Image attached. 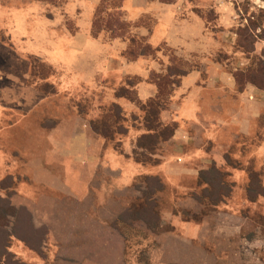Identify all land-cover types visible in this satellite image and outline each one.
Masks as SVG:
<instances>
[{
    "label": "rangeland",
    "instance_id": "rangeland-1",
    "mask_svg": "<svg viewBox=\"0 0 264 264\" xmlns=\"http://www.w3.org/2000/svg\"><path fill=\"white\" fill-rule=\"evenodd\" d=\"M130 2L136 9L130 5L128 11H120L116 7L118 0H101L97 5L91 33H98L102 45L100 43L97 50L104 51L94 62L89 56L76 57L73 49L68 50V45L71 47L68 39L71 40L69 37L77 27L66 10V2L48 0L46 4L50 9L46 8L45 14L52 18L51 10L56 8L59 15L56 21L52 19V24L44 27L38 21L40 6L32 0L26 2L27 15L0 0L1 186L11 185V176L23 178L26 158L46 148L44 136L54 122L75 115L80 116L86 127L92 124L100 127L102 122H107L110 136L105 138L106 146L121 150L123 138L148 131L146 102L152 99L156 103L157 118L152 121V115L149 123L154 125L153 129L162 130L165 139L178 125L185 128L191 123L186 130L199 141L203 151L214 149L216 142L227 146L225 152L220 150L223 146L218 149L220 152L214 160L206 155L204 159L193 161L196 168L207 171L206 181L200 182L198 177V184L183 188L160 177L161 187L150 195L144 177L139 176L132 186L123 190L128 197V207L118 223L126 236L125 264H186L181 253L177 252L175 257L174 251L169 250L168 235L162 237L166 233H181L172 221L162 218L165 213L194 224L205 222L203 247L212 254L208 258L199 256L194 264H264V107L250 120L246 128L248 134L242 136L235 126L228 129L225 126L224 130L210 128L214 139L209 140L201 130L208 129L211 124L207 120H215L216 112L196 105L195 112L198 115L200 111L201 122L198 117V122L192 123L184 100L175 92L178 86L171 85L173 78L167 71L173 67L170 66L172 59L178 60L184 69L201 68L204 74L199 85L204 88L208 79L206 70L233 78L236 89L226 87L224 91L209 89V92L225 97L221 119L242 121L244 111L236 102L239 91L251 86L260 94L258 85L264 84V76H260L264 75V71H260V66L264 68V0H172L168 5L154 0V11L140 10L144 9L145 0ZM99 9L102 11L98 12ZM139 12L142 13L138 15ZM107 13L113 17L120 13L129 33L141 40L140 47H132L139 53L143 51L141 64L132 66L124 60L122 49L129 44L126 36L121 39L100 26L105 23ZM98 27L102 28L97 30ZM140 27L152 32L144 37ZM121 55L123 59L119 58ZM129 68L145 72L144 78L154 83L157 90L153 97L144 99L146 101L133 102L123 96L128 107L125 106L126 111L122 109L123 119L115 121L112 104L120 100L116 97L119 88L135 91L137 80H141L136 75L124 74ZM148 70L151 71L147 76ZM251 75L258 83L248 81ZM119 125L126 129L121 130ZM190 127L198 128L197 132H191ZM231 131L237 134L236 139L228 137ZM133 139L132 157L151 158V162L143 161L151 166L155 160L150 155L153 146L138 147V138ZM158 141L162 139L159 137ZM181 149L184 150L183 146ZM211 166L222 173L223 184L218 189L209 186L210 181L219 180L210 170ZM103 170L97 171V180L107 174ZM146 196L156 201L151 210L146 209L158 215L160 226L156 228L162 227L160 231H153L143 218L136 217L144 207ZM196 240L193 242L201 244ZM200 253L204 255L203 251Z\"/></svg>",
    "mask_w": 264,
    "mask_h": 264
},
{
    "label": "crops",
    "instance_id": "crops-1",
    "mask_svg": "<svg viewBox=\"0 0 264 264\" xmlns=\"http://www.w3.org/2000/svg\"><path fill=\"white\" fill-rule=\"evenodd\" d=\"M4 1L11 8L20 9L25 15L29 14L26 2L30 0ZM100 1L62 0L66 2V10L74 18L77 27L69 37L71 40L68 39L71 42L68 50L73 49L76 57L89 56L88 58L94 59V62L104 51L97 50L101 43L98 33L96 35L91 33ZM130 1L133 0H122L118 10L128 11L130 5L132 9H136ZM32 2L40 6L38 21L41 26L52 24V19L56 21L59 15L56 8L51 10L52 18L45 14L46 8L50 9L46 4L48 0ZM153 3L145 0L144 9L140 10L154 11ZM158 3L168 5L159 1ZM139 30L144 37L152 32L142 27ZM163 39L165 42L166 38ZM126 48L127 45L122 49L124 60L132 66L141 64L144 56L140 55L130 60L125 55ZM123 56L119 58L123 59ZM132 69L124 70V74H133L141 78L137 80L135 86L138 101L153 97L157 86L146 81L145 72ZM149 71L151 70L147 71V76ZM205 73L208 75L206 92H203L205 89L203 85H199L204 74L201 68H191L180 77V84L175 92L184 100L188 108L186 110L188 118L192 123H196L199 117L201 122L200 111L197 112L198 115L195 112L196 105L204 106L206 111L210 109L216 112L215 120H207L211 124L208 129L201 130L209 140L214 139L210 128L224 130L225 126L227 129L235 126L239 128L242 136L248 134L246 128L249 127L250 120L264 107V91L259 90L261 93L256 94V88L251 86L239 91L236 102L242 107L244 118L242 121L236 119L227 121L220 118L222 117L220 111L224 113L225 110L224 107L221 108L225 101L224 95L219 93L214 95L209 89L214 91H224L226 87L236 89L235 80L229 79L223 73H210L208 70ZM122 97H118L119 102L113 101L126 111L128 106L124 102L126 99ZM190 124H186L185 128L178 125L168 139L156 141L153 153L150 154L155 160L151 166H146L145 162H151V158L144 157L145 162L137 161L131 154L133 150L131 140L135 138L136 141L145 132L123 138L121 150H116L114 147H107L105 138L96 133L91 126L86 127V124H82L78 115L68 120L54 122L44 136L46 148L41 152L31 153V157L26 158L22 169L23 178H13L10 175L11 185L0 184V264H125L126 236L118 223L121 213L128 207V197L123 190L132 186L135 178L145 175L158 177L160 183H162L160 177H163L168 183L174 186L181 185L183 188L192 183L198 184L200 168H196L193 161L198 158L204 159L206 155L210 158L212 156L214 160L220 150L226 151L227 145L217 142L213 147L216 151L214 149L203 151L199 141L186 130ZM190 128L194 134L198 130ZM228 137L236 139L237 134L231 131ZM180 146H183L184 150ZM220 147L222 148L218 150ZM157 151L161 153H156ZM103 169L107 174L97 180V171ZM162 218L172 221V225L180 228V234H162V237L168 235L170 238L169 250L174 251L175 257L177 252L181 253L186 264L196 263L199 256L208 258L211 252L203 247L202 238L206 229L205 222L194 224L182 221L172 213H165ZM195 238L201 244L193 242ZM199 251H203L204 255Z\"/></svg>",
    "mask_w": 264,
    "mask_h": 264
},
{
    "label": "trees",
    "instance_id": "trees-1",
    "mask_svg": "<svg viewBox=\"0 0 264 264\" xmlns=\"http://www.w3.org/2000/svg\"><path fill=\"white\" fill-rule=\"evenodd\" d=\"M148 1H154V0H148ZM159 1L161 3H171L172 0H156ZM118 5L116 6L117 8L120 7V4L122 2V0H118ZM102 11L101 9H99L98 12ZM117 17H113L110 16V13H107L106 19L104 20L105 23L104 24H100V26H104V28H106L107 30H110L114 35H118L120 37H127L128 38V46L125 50V55L128 57V59L133 60L136 59L138 56L143 54V51H141V53H139L138 49H133L132 47L137 45L138 47L141 46L142 42H140L139 40H136V37L133 36L132 34L129 33L128 31V26H125V23L123 22L122 19V15L120 16V13L117 14ZM95 20V19H94ZM119 21V22H118ZM95 22H93V26H94ZM102 28V27H101ZM100 27L97 28V30L101 29ZM118 29V30H116ZM97 32L94 33V35H96ZM253 42V40H252ZM252 42H251V47L250 49H252ZM149 46V45H148ZM148 46H146V48H148ZM150 49V48H148ZM151 55H154L153 52H151ZM174 63V64H173ZM170 66L172 67L171 69H167L168 71V75L170 78H173V81L171 82V85L174 84L176 86H178L180 84V77H182L183 75H185L187 73V71L189 69H184L183 66H181V64L179 63L178 60L172 59V64H170ZM260 71H264V68L262 66H260ZM260 76H264L263 74H260ZM256 77L251 75L248 78V81H252V82H257V80L255 79ZM264 79V78H263ZM152 81V80H150ZM239 82V81H238ZM264 82V81H263ZM158 87L159 84L157 83ZM255 86V85H254ZM258 88L264 91V84H259ZM128 96V99L130 101L133 102H139L137 99V95L136 92L132 89H128V88H119L118 93L116 94V96L121 97V96ZM146 105L148 106V114L145 117V122H147L146 127H147V132H145L143 135H141L140 137H138L137 140V146L138 147H147L149 149V146L152 147L156 141H158L159 137L162 140H165L164 137V133L161 131H157L154 128V125L152 127V124H150L149 122H151V119L149 117H151L153 115V120H156L157 116H156V111H154V105H156L155 102H153L152 99H149L146 102ZM113 118L115 119V121H119L121 119H123V114H122V109L121 107L117 104V103H113ZM120 126V125H119ZM92 129L96 132L99 133L101 136H103L104 138H109L110 134H109V130H108V123L107 122H102V125L100 127H97L95 124H92ZM121 130L122 129H126L123 126H120ZM164 137V138H163ZM147 140V141H146ZM147 145V146H145ZM137 159V158H135ZM138 161H143V160H139ZM210 170H213V172L216 174V176L219 177V180L216 182H212L209 183V186L215 187V189H218L221 183L223 184V179H222V173L215 167V166H211ZM209 172V171H208ZM207 171L205 170H200L199 171V177H200V182L201 181H206V175ZM144 177V181L146 182L148 189H149V194L153 195L155 190H157L158 188L161 187V183L159 182V178L156 176H150V175H145ZM211 178V176L208 177V179ZM207 190V186L203 188V192ZM145 203H144V207L141 211L138 212V214L136 215V217H140L143 218L145 220V222L147 223L148 227L150 229H152L153 231H155L159 226V218L158 215L156 213H150L149 210H151L155 205H156V201L151 197V196H146L145 197ZM149 210H147V209ZM126 216H130L132 217L131 214H125ZM128 216V217H129ZM135 216V215H134ZM129 217V218H130ZM120 219H122V217H120ZM123 220V219H122ZM157 226V228H156ZM162 228V227H161ZM161 228L157 229V230H161ZM171 229V228H170ZM167 229V230H170Z\"/></svg>",
    "mask_w": 264,
    "mask_h": 264
}]
</instances>
